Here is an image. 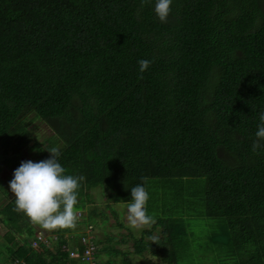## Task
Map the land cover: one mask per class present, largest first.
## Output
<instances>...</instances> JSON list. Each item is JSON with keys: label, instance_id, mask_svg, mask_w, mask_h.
<instances>
[{"label": "trees", "instance_id": "1", "mask_svg": "<svg viewBox=\"0 0 264 264\" xmlns=\"http://www.w3.org/2000/svg\"><path fill=\"white\" fill-rule=\"evenodd\" d=\"M155 3L0 0V167L18 169L33 149L31 161L47 160L57 147L66 174L86 178L75 208H94L80 220L92 231L110 219L98 217L94 187H108L109 205L129 203L142 178L146 190L149 179L164 188L168 180L184 193L162 200L153 227L164 230L145 229L135 253L148 235L167 264H264V148L252 151L264 112V0H173L166 23ZM141 59L152 61L143 73ZM36 120L49 135L36 137ZM14 209L13 194L0 219L20 237L9 238L10 260L0 264H90L84 237L95 264L120 252L95 232L68 229L34 247L36 225ZM196 216L214 231L194 249ZM109 259L98 264L117 262ZM121 260L132 264L127 253Z\"/></svg>", "mask_w": 264, "mask_h": 264}, {"label": "clouds", "instance_id": "2", "mask_svg": "<svg viewBox=\"0 0 264 264\" xmlns=\"http://www.w3.org/2000/svg\"><path fill=\"white\" fill-rule=\"evenodd\" d=\"M147 2L148 0H141V6ZM172 3L173 0H156L154 11L161 22H167ZM151 63L150 60H139V71L145 72ZM259 120L261 123L255 133L257 139L252 144L253 152L264 148V112L260 113ZM48 151L51 158L40 162L23 161L14 171V178L10 181L11 192L15 195L14 211L24 213L31 223L48 231L75 229L79 219L75 208L78 203V189L86 178L82 175L66 174V169L58 160L60 151L57 147H52ZM142 179L143 183L131 188L132 199L127 204L126 218L132 228L155 223V217L149 215L146 208L149 200V193L145 187L147 178ZM39 235L46 237L50 244L58 238L56 233L51 235L39 233L33 239Z\"/></svg>", "mask_w": 264, "mask_h": 264}, {"label": "rangeland", "instance_id": "3", "mask_svg": "<svg viewBox=\"0 0 264 264\" xmlns=\"http://www.w3.org/2000/svg\"><path fill=\"white\" fill-rule=\"evenodd\" d=\"M30 127L33 128L34 130L33 132L35 133L36 137H39V138H42V136L49 135L51 132L49 130L50 128L45 124V122H42L40 120H36L33 123H31ZM33 151L34 149L32 151H29L28 154L25 156V159H29L30 161L31 159L33 160L32 158ZM15 168L16 167H6V166L0 167V187L1 185L5 186L6 184L7 186H9L7 178L9 176L11 177L14 175ZM167 184H168L167 187L164 188L160 179L155 178V179L148 180L149 189H147V191L148 193H150L151 198H149L146 208L149 205L150 207L149 209H151L150 210L151 215L155 217V221L159 219L158 218L159 214L163 216L162 209L160 208L162 206L161 203H163L162 200H164L167 203V199L172 193H176L175 197H180L182 193H184V190L181 189V187L177 186L176 184L173 185L168 180H167ZM6 189L7 187H3L2 189H0V209H1V206L4 205L9 200L10 195L14 194L11 192L10 186L8 187V193L5 194L4 192ZM104 189H108V187L105 185L94 187L92 189V191H94L92 199L95 201L97 205L98 217H104L105 215V216H108L110 219L106 221H100L98 223V226H96L94 231H92L90 228L86 227V225L83 222H80V220L82 219L83 213H86L88 211V214H90L91 213L90 210L94 209V208L90 209V206L88 205L85 207V210L83 209L76 210L79 216V219L77 221V226L75 229H68V230H71L70 232H73L74 234H76V232L82 233L86 231L89 233V237L90 236L92 237L94 235L93 232H95L97 235V238L102 237L104 239L103 240L104 242L114 244L116 247L120 249V252L118 255L114 256L113 254H108L106 256V254H102L101 256L97 257V264L101 263V261L102 262L109 261L110 260L109 258H116L117 262L115 264L122 263L121 258L123 257L124 253H127L128 255H130L132 259V264H167L166 262H162V260L156 257L155 249L156 248L158 249L160 245L158 240L152 241L153 239H150L148 235L145 236V240L143 242V244L145 245L144 247L147 248L144 251V254L134 252V249H135V245H134L135 239L134 238L135 237L140 236L144 232V230L148 228L151 229V233H155L154 235H157L161 233L160 229L164 230V227L159 224L153 227L154 223L151 224L150 226H144L141 228L130 227L127 222V218H126L128 202H123V203L112 202L113 207L112 208L108 207L112 203L108 205L105 202L106 192ZM114 210L116 211V214L118 215L119 219L121 218L123 220L125 224L124 227H120L117 224V219L113 215ZM147 212L149 211L147 210ZM175 214L183 216V211L179 209L175 211ZM36 228H37L36 234L43 233L46 235H51L54 232H56L55 230L48 231V230L42 229L39 225H36ZM213 231H214L213 225L210 220L202 216L193 217V220H191L188 223V233H189V241H190L191 247L195 249L199 243H204L207 238V235L209 233H212ZM65 233H66L65 235L69 236L68 231H66ZM108 233H110L112 241H107V239L105 238V236ZM13 235L18 238L20 237V232L7 226L6 223L2 222L0 219V256L1 258H3V261L5 262H7V260H10L11 253L7 249V247L11 244V241L9 240V238H11ZM100 246H102V244H100ZM209 263L213 264V262L211 261H209Z\"/></svg>", "mask_w": 264, "mask_h": 264}, {"label": "built area", "instance_id": "4", "mask_svg": "<svg viewBox=\"0 0 264 264\" xmlns=\"http://www.w3.org/2000/svg\"><path fill=\"white\" fill-rule=\"evenodd\" d=\"M43 243H46V244H50V241L44 237L43 235H39L38 238H35L32 240V244L37 247V246H40L42 245ZM83 243L86 244V247L84 249V255L82 257V259H85V260H90V264H95L96 261L93 260V254H94V251H95V246L92 245V242H90L86 237L83 238ZM71 256L72 257H75V256H80L79 252H77L75 249H71ZM20 262L17 261L16 264H19Z\"/></svg>", "mask_w": 264, "mask_h": 264}]
</instances>
